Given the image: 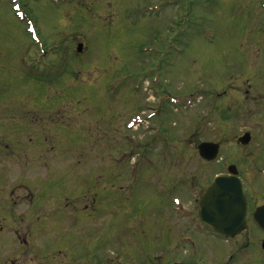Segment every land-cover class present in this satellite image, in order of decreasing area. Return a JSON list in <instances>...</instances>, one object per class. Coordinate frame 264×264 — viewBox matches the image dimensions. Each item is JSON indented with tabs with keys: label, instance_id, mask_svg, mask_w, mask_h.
<instances>
[{
	"label": "rangeland",
	"instance_id": "rangeland-1",
	"mask_svg": "<svg viewBox=\"0 0 264 264\" xmlns=\"http://www.w3.org/2000/svg\"><path fill=\"white\" fill-rule=\"evenodd\" d=\"M0 107L35 131L0 144L5 192L35 186L33 264L165 263L179 193L234 164L264 201V0H0Z\"/></svg>",
	"mask_w": 264,
	"mask_h": 264
},
{
	"label": "flooded vegetation",
	"instance_id": "flooded-vegetation-1",
	"mask_svg": "<svg viewBox=\"0 0 264 264\" xmlns=\"http://www.w3.org/2000/svg\"><path fill=\"white\" fill-rule=\"evenodd\" d=\"M146 100L149 99L146 98ZM32 105L35 106L31 103V106L26 109L30 108L26 113L32 114L33 117V119H28L30 121L29 124L35 122L33 115L35 108ZM146 109L149 110L150 107L146 106ZM19 117L20 114L17 112L15 116L4 114L3 109L0 107V139H2L0 144L2 142L4 145L3 141L6 138L21 137L32 139L31 135L35 137L33 128H29V133L18 131ZM12 127L17 128V130ZM145 129L149 130L153 138L159 137L158 132L154 131L153 125L151 127L147 126ZM147 143L150 144L151 141ZM142 171H144L143 168L125 170L126 175H129V177L133 175L140 177L139 175ZM164 171L163 169L159 170L162 175ZM212 177L213 175H210L211 179ZM3 182L0 181V246L5 245V241L11 242L12 246L22 249V256H29V258L24 259L23 264H33V256H35L33 252L36 251V247L34 241L31 244V238L33 235L35 236L36 231L31 230L34 228L33 220L36 212L35 186L32 183L28 186L19 184V182L24 181H13L6 186L7 190L5 192ZM204 190L205 188L200 189L198 192L193 190L187 196L179 193L176 204L173 201L171 202L172 216L180 221L184 220L185 222L186 220V222L185 225H182L177 230L166 231L167 236H171V244L173 249L175 248V253L171 260L167 258L166 262L162 263L160 259L158 262L160 264H264V230L258 227L252 216L254 209L264 205V201H255L254 196L250 195L245 189L246 228L232 236H225L211 230L198 217L199 198ZM15 193L23 194L27 198L22 211L16 206L17 200L16 202L12 200ZM26 219L28 224L24 226L22 221L26 222ZM16 249V255L12 253L9 257L13 255L17 257L19 255L20 250Z\"/></svg>",
	"mask_w": 264,
	"mask_h": 264
},
{
	"label": "water",
	"instance_id": "water-1",
	"mask_svg": "<svg viewBox=\"0 0 264 264\" xmlns=\"http://www.w3.org/2000/svg\"><path fill=\"white\" fill-rule=\"evenodd\" d=\"M81 44L77 50L80 51ZM250 134L244 133L239 138L241 144L246 145ZM199 155L205 160H213L218 152V145L211 142H202L198 145ZM228 171L231 175H219L206 189L200 201L199 218L213 231L233 235L245 227V195L235 166L230 165ZM254 217L259 226L264 227V206L254 211Z\"/></svg>",
	"mask_w": 264,
	"mask_h": 264
}]
</instances>
